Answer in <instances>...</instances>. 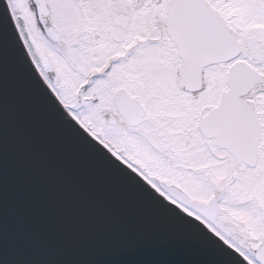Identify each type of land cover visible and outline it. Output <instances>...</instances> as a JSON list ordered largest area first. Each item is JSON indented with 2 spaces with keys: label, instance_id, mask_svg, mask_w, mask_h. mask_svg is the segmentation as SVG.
Instances as JSON below:
<instances>
[{
  "label": "snow or ice",
  "instance_id": "1",
  "mask_svg": "<svg viewBox=\"0 0 264 264\" xmlns=\"http://www.w3.org/2000/svg\"><path fill=\"white\" fill-rule=\"evenodd\" d=\"M10 83L167 227L40 224ZM0 264H264V0H0Z\"/></svg>",
  "mask_w": 264,
  "mask_h": 264
},
{
  "label": "water",
  "instance_id": "2",
  "mask_svg": "<svg viewBox=\"0 0 264 264\" xmlns=\"http://www.w3.org/2000/svg\"><path fill=\"white\" fill-rule=\"evenodd\" d=\"M6 105L9 128L22 140L17 145L18 154L35 151L39 155V160L30 162V167L38 173L36 217L40 224L66 232L96 234H104L131 221H141L146 227H167L165 221L148 214L129 194L99 173L94 164L32 106L22 85L9 84ZM73 182L78 194L70 200L67 196L61 198V192Z\"/></svg>",
  "mask_w": 264,
  "mask_h": 264
}]
</instances>
